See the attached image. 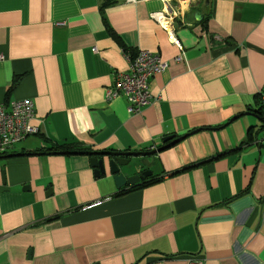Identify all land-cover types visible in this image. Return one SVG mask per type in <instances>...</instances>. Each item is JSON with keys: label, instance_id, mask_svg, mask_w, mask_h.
Wrapping results in <instances>:
<instances>
[{"label": "crops", "instance_id": "1", "mask_svg": "<svg viewBox=\"0 0 264 264\" xmlns=\"http://www.w3.org/2000/svg\"><path fill=\"white\" fill-rule=\"evenodd\" d=\"M140 50L167 69L131 114L106 93ZM260 94L264 0H0V102L31 100L37 130L0 158V264H264ZM168 136L122 188L89 156L44 154Z\"/></svg>", "mask_w": 264, "mask_h": 264}, {"label": "built area", "instance_id": "2", "mask_svg": "<svg viewBox=\"0 0 264 264\" xmlns=\"http://www.w3.org/2000/svg\"><path fill=\"white\" fill-rule=\"evenodd\" d=\"M157 19L167 31L171 43L181 48L173 36L171 18L169 20L157 14ZM123 55L128 68L124 72L116 73L114 85L107 90L106 98L110 100L121 94L128 102V112L140 113L153 100L148 91V80L163 73L167 69V63L159 55L145 50L138 51L134 56L124 51ZM260 103L264 108V94H260ZM33 117L34 105L29 99L12 101L8 107L0 102V156L5 155L27 136L37 132L36 128L31 125ZM187 264H202V262L189 261Z\"/></svg>", "mask_w": 264, "mask_h": 264}, {"label": "water", "instance_id": "3", "mask_svg": "<svg viewBox=\"0 0 264 264\" xmlns=\"http://www.w3.org/2000/svg\"><path fill=\"white\" fill-rule=\"evenodd\" d=\"M247 115H252L256 118L258 116L251 114L249 112ZM260 121L261 118H259ZM264 123V121H262ZM183 137L174 138L173 136H168L163 139L164 145L153 149L150 151H127V152H114V151H50L44 152V154H60V155H86L90 157V165L94 168V175L96 177L111 175L117 188H122L125 186H135L144 182L151 172H142L140 175L127 177L125 170L129 165V158L134 156H151L162 150L168 148L170 145L179 142ZM42 154V153H41ZM3 156V155H2ZM0 156V158L2 157ZM11 156V155H9ZM102 157H108L107 162L103 160Z\"/></svg>", "mask_w": 264, "mask_h": 264}, {"label": "trees", "instance_id": "4", "mask_svg": "<svg viewBox=\"0 0 264 264\" xmlns=\"http://www.w3.org/2000/svg\"><path fill=\"white\" fill-rule=\"evenodd\" d=\"M257 113L260 114L259 112H257ZM61 149H63V150H61ZM68 149H71V148H68V147H57V148H55V151H70ZM73 151H80V150H73ZM121 193H123V192H121Z\"/></svg>", "mask_w": 264, "mask_h": 264}, {"label": "rangeland", "instance_id": "5", "mask_svg": "<svg viewBox=\"0 0 264 264\" xmlns=\"http://www.w3.org/2000/svg\"><path fill=\"white\" fill-rule=\"evenodd\" d=\"M133 166V164L131 163H129V165L127 166V168H130V167H132ZM144 172V171H143ZM149 172V171H148Z\"/></svg>", "mask_w": 264, "mask_h": 264}]
</instances>
